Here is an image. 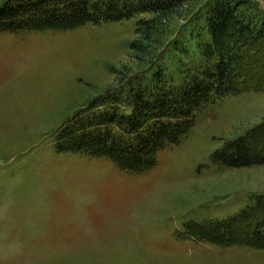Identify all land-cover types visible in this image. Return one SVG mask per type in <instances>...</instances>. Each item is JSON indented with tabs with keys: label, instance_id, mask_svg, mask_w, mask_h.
<instances>
[{
	"label": "rangeland",
	"instance_id": "1",
	"mask_svg": "<svg viewBox=\"0 0 264 264\" xmlns=\"http://www.w3.org/2000/svg\"><path fill=\"white\" fill-rule=\"evenodd\" d=\"M211 1L180 9L159 29L160 45L141 44L136 34L148 15L69 32L0 34V264H264L261 250L182 237L190 221L226 218L264 196V166L210 160L263 121L264 91L210 102L144 173L54 150L60 128L117 88L123 75L113 71L140 65L133 42L150 46L173 73L193 62L176 51H194ZM244 1L264 14V0Z\"/></svg>",
	"mask_w": 264,
	"mask_h": 264
},
{
	"label": "trees",
	"instance_id": "2",
	"mask_svg": "<svg viewBox=\"0 0 264 264\" xmlns=\"http://www.w3.org/2000/svg\"><path fill=\"white\" fill-rule=\"evenodd\" d=\"M197 0H5L0 6V34L69 32L87 25L130 21L142 15L136 34L141 44L160 45L161 27ZM195 49L180 47L193 62L173 73L158 63L150 46L131 47L142 68L123 67L115 89L92 100L57 132L54 150L87 158L109 159L118 169L144 173L158 155L179 145L194 127L197 113L215 100L264 91V14L244 0H212ZM156 39V40H155ZM178 41V40H177ZM175 41V44L176 42ZM157 60V61H154ZM160 62V61H159ZM231 169L264 166V119L210 156ZM223 219L190 221L183 239L217 247L264 251V196Z\"/></svg>",
	"mask_w": 264,
	"mask_h": 264
}]
</instances>
